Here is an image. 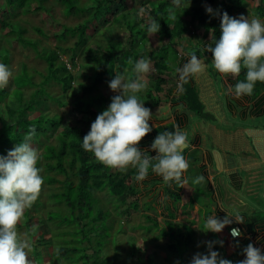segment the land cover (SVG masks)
Masks as SVG:
<instances>
[{
  "label": "trees",
  "instance_id": "16d2710c",
  "mask_svg": "<svg viewBox=\"0 0 264 264\" xmlns=\"http://www.w3.org/2000/svg\"><path fill=\"white\" fill-rule=\"evenodd\" d=\"M5 2V12H1L0 16L3 19L0 25L3 29L6 25L3 23L4 16L10 12L16 11L13 7L17 5V10H23L24 13L30 9V3L35 2L37 5L33 12L44 10L42 3L46 0H3ZM90 4L83 7L78 0H56L65 16L85 17L82 22L74 27H62L61 32L54 36L58 42H65L67 39L75 40L72 49L63 50L58 47L56 50L42 49L37 56L45 64V71L41 74L42 80L40 86L37 87L32 83V76L26 72L18 71L11 81L13 90L8 92L6 89H0V155H6L8 150H11L15 144L24 140L30 128L35 129V135L32 137L31 144L35 140L44 139L47 141V133L50 128H53L52 123H56L51 118H47L45 114L37 111V108L42 104L41 100L45 96V86L48 83H55L61 89V95H65L72 85L75 83L79 91L83 92V97L77 98L73 103V110L76 111V117L73 121L75 125H60L61 131L56 137L54 144H46L37 162V167L41 168L43 183L38 194L43 192L44 186L52 188L58 185L57 188L49 189L44 205L45 222L54 226L59 235L60 240L57 242L56 252L53 257L58 262L67 264H117V257L114 259L107 256V239L110 237L109 230L112 227L110 213L101 209V202L97 197V192H105L115 202L114 208L125 206L122 214L128 218L132 210H137L138 190L133 186L135 181V170L129 168L122 173L115 169H110L100 162L94 156L82 149L81 139L90 129V124L96 118L97 114L105 110L106 98L101 95L92 96L93 92L97 91L98 83L108 82L117 74L124 75L128 73V79L135 78L134 64L142 57H148L152 60L151 71L147 75L153 76V86L150 91L148 87L138 93V99H141L143 93L147 97H152L154 94L171 95L177 85V75L174 71L176 67H182L184 56L190 53H195L197 56L203 54L202 48L214 46L215 39L220 36V20L219 16H211L205 18L193 9L191 6H185L188 0H180L177 5H171L166 0L158 3H149V6L142 7L139 11H134L132 20H126L130 12H126L128 8L125 5L126 0H89ZM165 1V2H164ZM195 1V0H194ZM192 1V2H194ZM207 4L217 7L214 11L227 12L229 16L238 18L245 14L244 0H203ZM191 3V0H190ZM28 7V8H26ZM32 7V6H31ZM116 8V10H115ZM126 12V13H125ZM112 17L108 19V17ZM206 16V17H207ZM255 16L259 19L264 18V6L256 7ZM154 19L160 24L157 33H148V21ZM187 20L190 24H199L201 30L197 33L199 46L191 50H185L182 45L183 38L190 32L183 20ZM111 25L105 28L107 25ZM124 24L125 30L128 33L127 44H121L115 35V28L118 25ZM143 25V26H142ZM99 28L103 31L99 34L103 39L96 40ZM105 28V29H104ZM20 38L15 31H8L6 35L11 33L16 34V42L24 48H32L35 52L38 49L36 43L28 42L22 39L21 31ZM39 34L42 32L37 31ZM88 33V35L86 34ZM99 36V37H100ZM93 41L94 48H90L87 44ZM94 40V39H92ZM157 44V49L154 52H148V43ZM145 43V44H144ZM129 44V46H128ZM88 46V47H87ZM137 46V47H136ZM68 54L67 61H63L61 55ZM206 54V52L204 53ZM212 60V55L207 52ZM82 55L83 61L77 65L75 58ZM4 64H9V57L4 55L1 59ZM67 65L70 67L67 68ZM78 70H74L75 68ZM24 69V68H23ZM26 69V67H25ZM84 69L91 71L92 79L90 86H83L76 83L79 77L87 78L84 74ZM24 73V74H23ZM245 69L242 68L241 73L236 77H227V81L233 83L244 79ZM34 86L35 90L27 98L23 95V90L26 87ZM166 87V88H165ZM185 92L179 95L175 100L181 104V109L185 114L191 115L199 119V121L208 122L211 120L207 114L204 104L199 99L197 90L192 87L188 81L184 84ZM14 92V93H13ZM264 92V83L257 82L250 98H255ZM14 94L13 97H11ZM247 96V95H246ZM85 97H88L87 99ZM46 99L56 103L62 107L58 98H51L47 95ZM164 100L158 98L156 101L148 102L154 107L160 106ZM96 106L99 110H96ZM101 109V110H100ZM80 117V118H78ZM57 124V123H56ZM175 128L172 125L160 126L153 130L154 138L159 132H172ZM33 146V145H32ZM187 150H184L185 155ZM151 169H149V173ZM148 173V174H149ZM63 176V181L57 180L53 175ZM179 189V186L177 187ZM174 203H177L179 196L177 193L167 192ZM40 203L38 197L33 202L32 206L26 209L23 213L24 225H28L31 221L29 212L31 209H36ZM174 217L170 215V219ZM147 220H150L147 218ZM264 222V216H259L251 227L249 233H253L255 223ZM239 226L236 223L225 226L228 232L231 227ZM157 230V224H153ZM201 229H204L202 224ZM186 234L181 233L177 225L167 222L164 229H158L160 237L168 238L169 242L166 245L167 253L164 256V262L167 264H184L183 255L188 251L193 242V236L196 229L192 227H184ZM242 231V230H241ZM47 233V234H46ZM41 233L36 237L35 242L43 243L48 235V232ZM46 234V236H44ZM212 239L218 240L216 233H210ZM243 234V232H242ZM242 236V235H241ZM48 237V236H47ZM118 242L114 239V243ZM248 243L255 244L250 239L241 238L230 241L234 251L230 256L225 255V251L221 253L226 259H229L233 264H237L240 259H244L242 249ZM51 244V243H50ZM217 244L213 245V249L219 251ZM36 248L33 249L35 251ZM149 250L147 249V252ZM34 258L37 261L39 254L34 252ZM134 258L140 263L139 256ZM236 258V260H234ZM155 261V258L150 256L146 264H165Z\"/></svg>",
  "mask_w": 264,
  "mask_h": 264
},
{
  "label": "rangeland",
  "instance_id": "374dc122",
  "mask_svg": "<svg viewBox=\"0 0 264 264\" xmlns=\"http://www.w3.org/2000/svg\"><path fill=\"white\" fill-rule=\"evenodd\" d=\"M78 1L82 8L87 7L90 4L89 0ZM159 1L161 2L163 0H126L125 5L128 8L126 12H130L129 17H127L126 20L130 22L133 19L132 16L134 15V11H139L142 7L149 5V3H158ZM166 1L173 6L177 5L174 4L173 0ZM192 1L194 0H191V3H187L185 6H191L200 14L201 12L204 13L201 15L205 18H209V16H207L208 13L205 14V6H210L213 10H215L217 7L216 3L211 5L205 3L203 0H195L194 2ZM222 1L226 2L227 0ZM244 1L245 7L243 8V13L245 14V17L248 16L249 19L256 17L255 13L257 6H260V4L264 6V0ZM36 5L37 4L35 2H31L29 6L30 9H28L26 13H24L26 9L17 10V5H15L13 8L16 9V11L10 12V15L7 13L4 16L5 22L3 24L6 25V28L3 29L0 25V63H2V57L7 53V56L9 57L8 65L13 71V77L18 74V71L21 70L24 73L26 72L29 76H32V83L39 87L41 85L40 81L42 80L41 74H43L45 71V64L37 56V54L40 53L42 49L56 50L58 47L62 48L63 50H67V48L72 49L75 40L67 39L65 42H58L55 40L54 36L61 32L62 27H74L80 24L85 17H81V15L65 16L63 13V8L59 6L56 0H46L44 3H42L43 7L45 8L44 10L33 12L32 9H34ZM148 7L149 6H147V8ZM0 10L1 12H5L6 10L5 2L3 0H0ZM111 18L112 17L110 16L108 17V19ZM2 19L3 17L0 16V21ZM261 20L264 21V18H261ZM183 21L190 30V32L186 35V38L188 40L191 39L194 41L198 31L201 30L199 24H190L186 19ZM110 26H112V24H108L105 28ZM38 30H40L42 33L39 34L37 32ZM8 31H15L18 35V38H20L19 31H21L22 39L28 42L36 43L38 45L37 51L35 52L32 50V48L22 47L15 40L17 35L13 33L6 35V32ZM102 31L103 29L99 28L98 35L96 33L95 36L96 40L103 39V37L99 35ZM86 34L88 35V33ZM115 35L119 39L120 43L124 44V46L125 44L129 43L127 40L129 35L127 30H125L124 24L118 25L115 28ZM92 39L87 44L90 48H94L93 41H96L95 38ZM199 43V40L196 39L191 45H186V40H184L182 45L185 46V50L189 51L192 48H197ZM147 46L148 52L150 53L156 51L158 47L154 42L148 43ZM82 57V55H79L75 58L77 65H80V63L83 61ZM61 58L63 61H67L68 54L66 53L65 55H61ZM208 59L211 60L210 58ZM69 67L70 66L67 65V68ZM74 70L76 71L78 68L76 67ZM84 74L87 76V78L79 77L76 80V83L82 84L86 87L90 86L92 82L91 71H86L84 69ZM128 75V73H125L123 77L128 79ZM150 75L151 74L147 75L146 79L148 84L147 87L151 91L153 86V76ZM76 85L77 84L74 83L71 89L67 91L65 95H61V89L55 83H48L45 86V91L43 92V95L45 96L42 98V104L39 108H37V111L42 112L40 114H45L48 116L47 118L53 119V121H55L57 124L52 123L53 128L48 130L47 141H44L46 138L44 137L43 140L38 138V140L33 142L32 145L37 149L39 154H41L44 145L48 143L54 144L56 142V137L61 131V129H59L60 125H69L70 127L75 125L73 119L76 117V111L73 110V103L77 98L80 99L83 97V92L79 91V88ZM97 87V91L93 92L92 96L101 95L103 98H106V105L110 104L112 96L118 94L111 91L108 87V84L103 82L98 83ZM13 88L12 81L10 80L9 86L5 89L10 92L13 90ZM34 90V86L26 87L23 90V95L28 98ZM47 95L51 98L57 97V100L60 104H62V107L46 99ZM13 96L14 94L12 95L11 93V97ZM85 98L87 99L88 97ZM158 98L164 100V95L153 93L152 97H147L143 93V96H141L140 99V101L144 103V106L149 108L151 111L153 118H151L149 124L150 126H153V128H155V126L158 124H165L162 121L156 120V118H158L157 116L164 114L162 112L165 109V106H167L168 102L164 101V103H162L160 106H155L156 108H160L158 110H156L153 105L148 104V102L156 101ZM96 110H99L98 106H96ZM194 120L199 119L195 117ZM150 146L151 144L145 143H139L138 145L142 151H146L150 156H154L155 152L151 150ZM184 158L187 160L189 167L183 172L181 179L187 180L184 183L182 182L184 188L182 189V192L178 194L180 198L177 203L172 201L166 190L168 188L170 191H174L171 182L168 184L165 182H159L156 185L151 186L148 184L149 181L154 179L157 181L161 180V177L152 171H150L151 173H149L147 178L142 182H137L136 180L134 181L133 186L139 192L137 197L138 206L137 210H132L130 212L128 218L122 214V210L126 205L119 206L116 209L114 208L116 204L114 200L110 198V196H108L105 192H97V197H99L101 202V209L110 213L109 222H112V227L109 230L110 237L107 239V256L109 259H114L117 257V264H140L134 258V256H139L140 260L144 261V264H146L147 259L152 256L155 258V261L165 263L164 256L167 253L166 245L169 240L168 238L160 237L158 229H164L168 221L177 225L179 231L184 233V235L186 234L184 227H192V229H196V233L192 237L193 242L190 245L188 251L183 255V259H185L184 264H190L192 256L197 252L206 254L207 248L205 242L215 240L212 239V235L210 234L212 232H205V229H201L200 227L202 224L204 225V221L208 215H214L213 213L214 210L217 209V206L212 203L210 194L204 190V177L201 175V173H198L196 163L192 161L194 156L188 154L185 155ZM53 176L59 181H63L64 179L63 176L56 174ZM199 176H202L203 180L194 182ZM57 187L58 185L52 186V188ZM52 188L44 186L43 192H41L38 196V202L40 205L36 209H31L29 212V216L32 217L29 224L24 225V218L22 217L16 226L20 239L26 240L31 244V247L26 251L28 252V256L31 259L32 264H67L65 261L58 262L53 257L54 253L56 252L55 248L57 246V242L60 240V238L57 237V235H59L58 230L54 227L56 226V222L53 223V226L44 220V212L46 210L44 202H46L48 190ZM242 200H244L245 204L248 206L242 209L240 208L241 210L238 206H235V208L238 210V213L247 214V224L251 230L253 223L258 220V217L260 215L264 216V196L263 194H260L256 197H247L246 199ZM227 208L229 209V207ZM246 209L249 211L247 212ZM170 215H172L174 218L170 219ZM147 218L150 220H147ZM154 223L157 224V230L153 227ZM46 231L48 232V237L46 236ZM41 233H46L44 236H46L45 240L47 241L38 244L35 242V240L37 236L41 235ZM216 234L218 238L217 241H224L222 247L216 243L219 246L218 248H220L218 252L221 255V253L225 251V255L230 256L234 249L230 244L229 231L227 232L224 228L220 233ZM114 239H117L118 242L114 243ZM248 239L255 242V238L248 236ZM34 248H36L35 251H33ZM147 249L149 250L148 252ZM34 252L39 254L37 261L34 258ZM234 260H236V258H234ZM240 260H242V258Z\"/></svg>",
  "mask_w": 264,
  "mask_h": 264
},
{
  "label": "clouds",
  "instance_id": "9594fccd",
  "mask_svg": "<svg viewBox=\"0 0 264 264\" xmlns=\"http://www.w3.org/2000/svg\"><path fill=\"white\" fill-rule=\"evenodd\" d=\"M173 2L179 4L180 0ZM205 12L219 16L220 20V36L215 39L214 46L205 50L212 55V67L225 78L236 77L242 68L245 69L244 79L234 86L227 85V89L236 98L251 96L257 82L264 83V21L243 15L234 18L227 12L214 11L210 6H205ZM159 28L160 24L151 19L146 30L157 33ZM184 40L188 39L185 37L182 42ZM206 59L190 53L188 61L174 69L178 74L175 95L185 92L184 84L189 78L206 73ZM151 64L149 56L142 57L134 64L135 78L125 79L116 73L108 82L109 89L118 94L111 97L108 107L91 122L89 131L81 139V147L110 169L122 173L134 169L137 182L146 179L151 169L166 184H179L183 172L189 167L183 152L190 145L183 130L176 127L172 132H159L150 146L155 156L138 147L153 128L149 124L151 111L137 96L148 86L146 76L152 70ZM13 75L9 65L0 63V89L9 86ZM34 135L35 129L30 128L22 142L15 144L6 155H0V264H32L26 251L31 244L20 239L16 226L24 211L36 201L43 183L42 169L37 167L40 155L31 144ZM197 179L203 180V177ZM234 222L243 223V217L227 212L223 218L210 214L204 221V231L220 233ZM229 234L233 240L242 235L238 227H231ZM216 243L222 247L224 241H206V254L197 252L190 264H233L213 250ZM242 252L244 259L237 264H264V251L252 243H248Z\"/></svg>",
  "mask_w": 264,
  "mask_h": 264
},
{
  "label": "crops",
  "instance_id": "0c3cea01",
  "mask_svg": "<svg viewBox=\"0 0 264 264\" xmlns=\"http://www.w3.org/2000/svg\"><path fill=\"white\" fill-rule=\"evenodd\" d=\"M194 41L186 40V45H191ZM203 48V54L198 58H207V71L203 75L189 78V82L197 90L211 120H194L195 117L185 114L181 104L175 102L178 96L174 89L170 96H164V101L168 102L162 112L164 114L157 116L158 118L154 116L165 124H158L155 128L172 125L187 134L190 146L185 149V155L194 156L192 161L196 163L198 173L204 177V190L210 194L212 203L217 206L213 214L220 218L226 212L242 216L243 223L236 224L243 231L244 238H255V247L264 251V222L255 223L253 233H249L247 214L238 213L235 208L248 206L242 199L260 194L264 196V92L255 98L246 95L236 98L227 89V85L233 83L228 82L211 67V60L208 59L210 56ZM188 59L189 55L184 56L182 63H186ZM155 128L140 143L152 144ZM249 130L251 134H247ZM186 180L181 179L179 184L171 182L174 191L167 188V192L180 194L184 188L182 182ZM196 181L199 182L198 179L194 182ZM159 182L164 181L162 178L158 181L154 179L148 184L151 186Z\"/></svg>",
  "mask_w": 264,
  "mask_h": 264
},
{
  "label": "built area",
  "instance_id": "2783aa9c",
  "mask_svg": "<svg viewBox=\"0 0 264 264\" xmlns=\"http://www.w3.org/2000/svg\"><path fill=\"white\" fill-rule=\"evenodd\" d=\"M235 227H238V228L241 230L240 226H235ZM242 232H243V231H241V233H242ZM229 236H230V234H229ZM242 236H243V234H242ZM242 236H241V237H242ZM241 237H239V238H241ZM230 239L233 240V238H232L231 236H230ZM236 239H238V238H236Z\"/></svg>",
  "mask_w": 264,
  "mask_h": 264
}]
</instances>
